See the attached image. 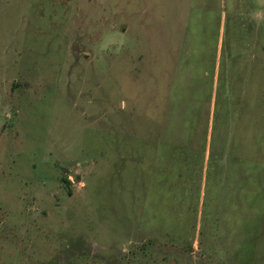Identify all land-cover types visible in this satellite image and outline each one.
Wrapping results in <instances>:
<instances>
[{
	"label": "rangeland",
	"instance_id": "obj_1",
	"mask_svg": "<svg viewBox=\"0 0 264 264\" xmlns=\"http://www.w3.org/2000/svg\"><path fill=\"white\" fill-rule=\"evenodd\" d=\"M0 264H264V0H0Z\"/></svg>",
	"mask_w": 264,
	"mask_h": 264
}]
</instances>
